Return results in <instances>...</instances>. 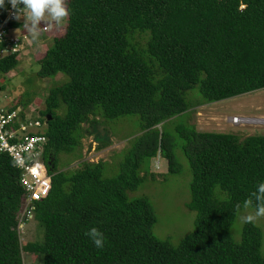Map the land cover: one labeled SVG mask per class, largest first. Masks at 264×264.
Listing matches in <instances>:
<instances>
[{"label":"trees","instance_id":"16d2710c","mask_svg":"<svg viewBox=\"0 0 264 264\" xmlns=\"http://www.w3.org/2000/svg\"><path fill=\"white\" fill-rule=\"evenodd\" d=\"M65 7L63 35L38 61L39 79L68 78L50 90L37 117L45 124L42 159L52 182L35 203L43 236L21 244V171L0 154V264H23V253L40 264H264L257 226L245 224L239 243L230 231L264 180V135L242 139L184 123L168 130L197 107L264 90V0H67ZM4 15L0 10V21ZM12 27L26 34L23 23ZM20 55L0 61V73L13 72ZM192 91L201 104L188 103ZM20 105L29 106L16 101L10 110ZM131 116L139 117L140 135L123 152L119 175L105 178V163L83 160L82 141L103 140L100 127ZM105 141L96 149L107 148ZM177 149L190 167L187 208L195 223L173 246L153 235L149 201L128 193L155 180L150 161L158 156L168 174H179ZM61 155L78 168L64 171ZM93 227L104 234L103 249L85 235Z\"/></svg>","mask_w":264,"mask_h":264},{"label":"rangeland","instance_id":"374dc122","mask_svg":"<svg viewBox=\"0 0 264 264\" xmlns=\"http://www.w3.org/2000/svg\"><path fill=\"white\" fill-rule=\"evenodd\" d=\"M43 21L51 24L54 31L43 35L45 37L43 42L41 35L37 43L24 44L20 52L18 67L8 75L0 73V99L3 106L12 108L16 101L28 103L29 106L24 111L32 118L40 117V111L44 110V103L50 90L55 86H61L68 82V78L63 75L44 80L37 77L40 68L38 61L44 57L48 49L54 46V38L63 35L66 18L63 23L57 24L46 15ZM56 24L58 26L63 25L61 32L58 26V30L55 29ZM27 36L26 38L30 40V35ZM187 100L188 103L192 102L195 105L203 102L197 91L188 93ZM19 107L24 109L22 105ZM236 117L248 119V121L244 124L233 125L231 119ZM261 118H264V90L228 101L197 107L191 113L172 120L169 123L168 130L174 133L175 127L184 123L194 126L199 132L235 134L244 139L253 135H264L263 125L260 123L252 124L254 119L259 120ZM109 123V126L100 127L99 130L104 141H94L93 137L84 139L81 154L84 161L105 163L104 177L114 178L120 173V165L124 158L123 152L130 147L131 140L140 135L139 117H124L109 121ZM83 127L84 129L87 128L86 125ZM108 138L110 142L107 148L103 150L96 149L101 145L99 141L105 143ZM177 143L179 146L182 144L180 140ZM94 146L95 151L92 150ZM174 155L180 166L179 174H168L166 160L158 156L150 161V171L156 175L155 180L153 181L150 178L137 191L129 192L128 197L130 200L147 199L157 219L153 235L160 241H167L171 245L177 246L193 232L195 213L187 208L191 201L190 183L192 179L188 161L179 149L174 151ZM59 159L64 171L76 170L79 166L72 156L61 155ZM66 164L68 165L64 167ZM251 211H253L251 208L240 211L231 227V236L237 243L242 239L245 226V223L240 222V217ZM252 224L261 230L262 253L264 254V218ZM42 236L43 230L41 231L32 220L24 225L19 238L21 244L24 245L29 242L40 241ZM22 261L23 264H40L37 257L25 253L22 255Z\"/></svg>","mask_w":264,"mask_h":264},{"label":"built area","instance_id":"2783aa9c","mask_svg":"<svg viewBox=\"0 0 264 264\" xmlns=\"http://www.w3.org/2000/svg\"><path fill=\"white\" fill-rule=\"evenodd\" d=\"M6 8L4 18L0 21V33L3 34L0 36V61L19 54L28 40L25 35H21L19 29L12 27L14 23H24V18L21 17L19 20L11 18L12 9L10 6ZM46 30L44 28V31ZM10 109L4 107L0 99V154L8 155L12 159L11 148L14 147L19 151L21 146L32 145L28 151L21 152V155L25 157L32 156L43 165V168L35 173L31 168L32 161H29L27 169L17 168L21 171L20 185L25 191L23 211L18 218V232L20 235L24 225L33 220L35 203L44 200L49 195L51 189L45 195L42 187L44 181L51 180V176L48 175L42 159L47 144L44 135L45 124L38 118H32L20 107L13 111ZM21 113L24 115L22 118L20 117ZM246 121L248 119L239 117L231 119L233 125L244 124ZM259 123L264 126V118L252 121V124ZM37 137L42 139L37 141ZM5 142L7 147H4ZM92 150L95 151V146ZM21 224L23 227H20Z\"/></svg>","mask_w":264,"mask_h":264},{"label":"clouds","instance_id":"9594fccd","mask_svg":"<svg viewBox=\"0 0 264 264\" xmlns=\"http://www.w3.org/2000/svg\"><path fill=\"white\" fill-rule=\"evenodd\" d=\"M6 6H10L12 12L11 18L19 20L24 18L23 25L30 35V43H37L40 38V25L45 19V16L55 21L57 24L64 22L65 18L69 16L70 10L65 7V0H0V10H7ZM246 7V5H245ZM3 34L0 33V36ZM42 139L37 137L36 140ZM4 147H7L6 142ZM32 145L21 146L17 151L14 147L10 149L13 153L11 164L15 168H25L29 166V161H32V171L38 172L43 168V165L38 159H34L32 156L25 157L21 155V152L28 151ZM51 180H46L43 183V194L51 189ZM252 198L246 199L244 206L246 208H252L253 211L240 217V222L245 224H251L258 222L261 218H264V180L258 181L255 185V190L251 193ZM20 227H23L21 224ZM85 235L92 242L95 248L103 249L105 245L104 234L96 227L90 228Z\"/></svg>","mask_w":264,"mask_h":264},{"label":"crops","instance_id":"0c3cea01","mask_svg":"<svg viewBox=\"0 0 264 264\" xmlns=\"http://www.w3.org/2000/svg\"><path fill=\"white\" fill-rule=\"evenodd\" d=\"M67 1V0H66ZM41 25H42V27H43V29L42 30H40V36L42 37L41 38V40H42V42H43V39L45 38L43 35H45V34H47V33H50L51 31H54V29L51 27L52 25L51 24H48V23H45L44 21H42L41 22ZM65 25V24H64ZM54 26V25H53ZM57 24H56V26H55V29H57ZM63 26V25H62ZM62 26H58V29H59V31L61 32V28H62ZM44 28H46L47 30L45 31V32H43L44 31ZM53 29V30H52ZM57 29V30H58ZM63 30V29H62ZM56 31V30H55ZM57 33H59L58 31H56ZM55 32V33H56ZM26 33H27V35H29V33L27 32V30H26ZM24 35H26V34H24ZM26 35V36H27ZM58 35V34H57ZM28 37V36H27ZM57 37V36H56ZM30 40H29V38H28V40H27V43L30 45V42H29ZM41 42V43H42ZM32 45V44H31ZM41 46V45H40ZM29 54V53H28Z\"/></svg>","mask_w":264,"mask_h":264},{"label":"water","instance_id":"95a60500","mask_svg":"<svg viewBox=\"0 0 264 264\" xmlns=\"http://www.w3.org/2000/svg\"><path fill=\"white\" fill-rule=\"evenodd\" d=\"M49 120H51V118H50V117H49ZM51 163H52V161H49V162H48V165H51Z\"/></svg>","mask_w":264,"mask_h":264}]
</instances>
